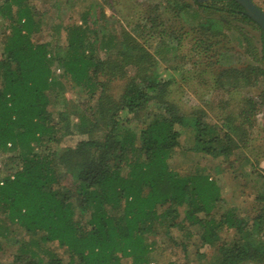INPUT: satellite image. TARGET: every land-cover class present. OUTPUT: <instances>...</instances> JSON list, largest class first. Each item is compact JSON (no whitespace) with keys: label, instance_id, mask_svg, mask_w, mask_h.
<instances>
[{"label":"trees","instance_id":"1","mask_svg":"<svg viewBox=\"0 0 264 264\" xmlns=\"http://www.w3.org/2000/svg\"><path fill=\"white\" fill-rule=\"evenodd\" d=\"M193 1H179L176 9H194L199 29L166 27L141 8L136 20L110 36L86 21L70 22L66 46L54 48L33 40L41 22L30 0H0V153L14 154L16 161L0 178V254L18 236L11 262L0 264H151L155 243L149 240L161 235L186 253L197 238L216 253L208 264H264V192L248 221L237 208L219 211L222 189L208 175L182 176L169 164L180 146L178 128L192 127L193 150L214 158L240 149L234 135L241 130L230 125L220 135L199 117L189 122L174 104V82L162 77L151 46L174 38L200 76L218 67L224 53L212 47L219 37L225 44L233 22L261 32L236 0ZM261 61L264 66V56ZM252 73L256 69L222 70L212 77L235 89ZM257 74L264 78V67ZM64 81L86 98L73 114L55 118L51 108L59 97L69 102L56 91L66 92ZM119 82L124 88L117 95L112 86ZM151 102L157 112L133 128ZM75 134L88 139L60 148ZM231 232V239L222 237Z\"/></svg>","mask_w":264,"mask_h":264},{"label":"rangeland","instance_id":"2","mask_svg":"<svg viewBox=\"0 0 264 264\" xmlns=\"http://www.w3.org/2000/svg\"><path fill=\"white\" fill-rule=\"evenodd\" d=\"M179 1L194 6L193 0H30L41 22L40 30L33 36V40L52 43L54 48L57 45L64 48V27L70 22L81 21H86L94 29L100 28L107 36L114 35L127 26L126 20H136L137 11L141 8L148 9L151 15H159L161 21L165 20L166 27H179L183 24L185 27L196 29L200 19L198 22L196 14L193 13L194 9L179 12L176 9ZM253 1L264 11V0ZM202 18H205V15H202ZM225 34V44L220 43L222 37H219L218 45L212 47L224 53L220 56L218 67L211 72L209 69L208 73L200 76L197 72L193 73L199 68L193 69L191 62L185 60L187 57L184 58V52L177 49L178 42L174 38L168 42L154 43L150 50L158 61V70L162 77L173 80V102L189 122H192L194 117H199L203 122L220 130V135H224L230 125L238 126L241 130L236 135L232 134L240 149L235 148L229 158H214L193 150L196 142L192 127L178 128L181 132L180 146L169 161L171 169L182 176L196 173L208 175L222 189L219 211L223 213L227 209L237 208L242 218L251 221L258 210L255 199L258 194L264 192V78L257 74V70L264 67L261 61L264 56L263 36L262 31L238 22H233L232 29L225 31ZM245 37L252 41L254 50L248 49ZM1 48L0 44V51ZM100 56L104 59V53L100 52ZM248 68L256 69V74L252 73V80L248 82L242 76L238 83L233 84L235 89L225 79H220L219 85L215 84L216 80L212 77L214 74L213 76L218 78L222 70L245 73ZM63 83L66 92L63 93L59 89L56 91L64 94L69 102L65 105L63 98L59 97L58 102L51 108L55 118H58L59 112L72 113L74 106H78L79 101L86 98V95L72 89L69 83ZM123 88L124 82L112 86L117 95ZM157 110L158 106L151 102L146 113L144 112L138 120L134 119L131 126L134 128L149 123L150 116ZM86 139L88 136L84 135L68 136L60 144V148H74ZM14 158V154L0 153V178L9 174L10 169L16 166ZM65 184L69 185V181ZM173 235L179 238L181 233L175 231ZM232 236V232L222 234V237L228 240ZM17 237L12 235L9 241L3 244L5 251L0 254V262H11L10 256L16 251ZM150 242L155 243L151 264H198V260L199 264H208L216 255L213 249L200 246L197 238L193 240L187 253L168 241L164 235L151 237ZM124 264L132 263L125 260Z\"/></svg>","mask_w":264,"mask_h":264},{"label":"water","instance_id":"3","mask_svg":"<svg viewBox=\"0 0 264 264\" xmlns=\"http://www.w3.org/2000/svg\"><path fill=\"white\" fill-rule=\"evenodd\" d=\"M198 2H207L208 0H197ZM244 8V13L254 23H256L262 31L263 36V53H264V11L258 7L253 0H236Z\"/></svg>","mask_w":264,"mask_h":264},{"label":"built area","instance_id":"4","mask_svg":"<svg viewBox=\"0 0 264 264\" xmlns=\"http://www.w3.org/2000/svg\"><path fill=\"white\" fill-rule=\"evenodd\" d=\"M59 72V71H58Z\"/></svg>","mask_w":264,"mask_h":264}]
</instances>
